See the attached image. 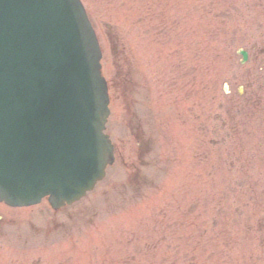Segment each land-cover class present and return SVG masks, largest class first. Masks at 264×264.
<instances>
[{"label": "rangeland", "instance_id": "obj_1", "mask_svg": "<svg viewBox=\"0 0 264 264\" xmlns=\"http://www.w3.org/2000/svg\"><path fill=\"white\" fill-rule=\"evenodd\" d=\"M82 1L116 161L59 210L1 202L0 264H264V0Z\"/></svg>", "mask_w": 264, "mask_h": 264}, {"label": "water", "instance_id": "obj_2", "mask_svg": "<svg viewBox=\"0 0 264 264\" xmlns=\"http://www.w3.org/2000/svg\"><path fill=\"white\" fill-rule=\"evenodd\" d=\"M25 1L32 7L29 13L26 12L30 8H22L19 3L0 4V13L6 14L0 17V24L5 23L7 15L18 17L25 13L23 20L17 19V25L23 23L21 27L24 30L22 34L27 36L25 39H30L33 44H38L37 40H40L41 43L47 41L53 45L45 43L44 49L51 51L47 56H39L42 59L40 64L37 63L40 60L38 56L28 63L32 56L38 55L36 51L28 53L29 59L16 65L12 76L1 74L0 80L16 83V75L24 68L34 78L43 80H32L33 87L43 88L44 80L49 74L53 76L51 71L55 75L51 81L52 87H49V100L41 98L43 100L39 104H34V114L37 116H33V119L39 122V129H35L25 141L28 145L19 142L16 148L11 149L14 151L12 156L0 158V200L13 205L31 204L38 202L46 193H52L50 199L53 205L60 207L65 201L72 202L92 189L97 180L103 177L107 164L113 161L112 146L103 134L109 115L107 84L100 71L101 52L98 42L79 0ZM45 13L56 16L63 14L71 23L68 22L66 29L60 32L52 18L43 15ZM71 16L75 17L79 25V35L73 32ZM11 30L12 27H0V42L12 34ZM242 53L244 61L247 60V53ZM21 76L24 77L25 73ZM5 85L6 81L1 84L2 88ZM45 118L52 122V131L51 124L43 120ZM82 121L86 125L78 129V134H74L78 123ZM76 137H82L81 140L88 145L86 152L79 147V153L67 142L64 145V140L69 139L76 143ZM49 140L56 145L48 144ZM80 159L81 162H78ZM63 169L66 170L64 174L61 172Z\"/></svg>", "mask_w": 264, "mask_h": 264}, {"label": "bare ground", "instance_id": "obj_3", "mask_svg": "<svg viewBox=\"0 0 264 264\" xmlns=\"http://www.w3.org/2000/svg\"><path fill=\"white\" fill-rule=\"evenodd\" d=\"M103 3H104V1H103ZM152 50H154V49H152ZM142 58H144L143 55L141 57L142 66L145 67V65L146 66L148 65V66L152 67L151 68L152 71H150L149 78H150L152 86L155 87V92L154 93L158 97L159 95H158V88H157V83H158L157 82V79H158V76H157L158 72L157 71L159 70V67H158L159 58H158L157 54H155V53L148 55L147 58H144V59H142Z\"/></svg>", "mask_w": 264, "mask_h": 264}]
</instances>
